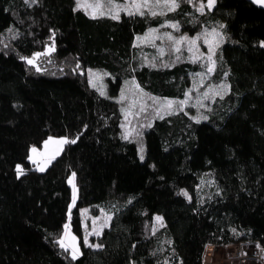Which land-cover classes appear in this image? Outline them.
I'll return each mask as SVG.
<instances>
[{
  "label": "trees",
  "instance_id": "1",
  "mask_svg": "<svg viewBox=\"0 0 264 264\" xmlns=\"http://www.w3.org/2000/svg\"><path fill=\"white\" fill-rule=\"evenodd\" d=\"M198 1L206 2L113 19L93 18L76 0H0V264H201L208 244L264 247V5L217 0L201 12ZM164 21L190 35L220 30L210 77L226 78L229 91L205 119L183 108L156 116L141 159L122 133L123 79L177 99L204 68L170 47L143 55L154 48L137 45V35ZM48 48V57L27 62ZM88 66L109 73L106 94L89 83ZM48 135L75 143L41 171L29 148ZM71 173L78 197L69 211ZM83 206L113 214L87 244ZM68 218L81 249L75 259L58 243Z\"/></svg>",
  "mask_w": 264,
  "mask_h": 264
},
{
  "label": "rangeland",
  "instance_id": "2",
  "mask_svg": "<svg viewBox=\"0 0 264 264\" xmlns=\"http://www.w3.org/2000/svg\"><path fill=\"white\" fill-rule=\"evenodd\" d=\"M215 3L209 7L208 6V0L206 2H200L198 1L196 3L197 8H200L201 4L204 5L203 11L207 8L211 9ZM89 3H94L95 0H88ZM102 3H106V0H101ZM115 3L117 4H128L129 8L126 10L118 11L121 12H135V9L131 7V0H115ZM76 6H77V0H76ZM84 11H86L84 8H82ZM147 10L149 13H152V11H155L156 13H163L166 11H169L168 8L164 5H156L155 0H152V2L149 5V8L147 9H141V11ZM99 11H103L104 15H112L111 12H109L108 7H104L102 9L96 10V12H93L92 8L87 9V13L90 16H97L99 15ZM136 13V12H135ZM178 25V29L176 30L169 25ZM215 29L217 33H219L218 36H206V33H211L212 30ZM155 30V31H152ZM166 34H170L173 39H169ZM181 36L187 37L188 40L196 39V43L194 46L190 45L188 43V40L183 41L180 44H176L175 41L180 38ZM223 41V34L220 32L219 29L215 27H203L201 30H199L196 34L190 35L187 33H183L180 31L179 24L176 21H164L163 25L159 27H151L147 29L142 35H137L135 43L137 45H148V47L154 48V52H151L150 49H145L143 51V55H150V57L154 58V56H163L164 53L167 51V49L170 47L173 51H177V48H179V51H186L187 54L192 59L200 60L204 64V68L199 70L198 72L192 73V84L188 88V97L185 96L182 98H172L169 96L162 97L159 95H153L149 92L143 90L140 85L138 84L137 80H135L134 77L132 78H125L123 79L122 86L119 90V94L116 97L119 103L122 105V133L123 136H127L128 139L132 140L136 147H137V154L138 157L143 159L145 158V149L146 146L144 144V131L146 128H148L154 118L159 115L167 114L169 111H177L179 108L186 109L187 111H192V115L196 120L205 119V117L208 116L207 110L211 108V105L216 97H222L225 95L228 91V80L226 78L221 79L220 82H213L211 80V74L212 72H208L207 66L209 64L207 60V56L209 54L212 55V59L214 61L215 58V51L219 47L220 43ZM209 42L212 45V52L209 50ZM192 48V51H189V48ZM177 51V52H179ZM49 52V48L43 51V53ZM42 52H40V56L36 57L34 59V62L41 61L43 59ZM37 54V53H36ZM33 55V57L36 56ZM30 58V59H32ZM214 70V65H213ZM86 72L88 74L89 81L92 80L91 85H95V87L99 93L101 87L103 88L104 93L106 94V82L105 77L109 75V73L101 68L88 66L86 69ZM133 81L135 83H133ZM205 93H207V96H205ZM123 97V98H122ZM151 98H156V102L154 103ZM171 100L176 103L173 104L171 109L167 108H161L160 103L162 101ZM183 105H181L180 101H185ZM143 108V110H141ZM157 109L160 110V113L158 115ZM67 139L66 136L58 135H48L47 138L44 139L41 146H32L29 148V157L31 156L32 159L30 160L34 163V166L36 169L40 170L41 168L45 169L48 164L53 159V156H57L56 153H60L62 147L66 144H59L55 143V141H60ZM47 142V143H46ZM35 148L36 152L33 153L32 149ZM142 159V158H141ZM20 165V164H19ZM21 166V165H20ZM22 169V166H21ZM74 173H71L68 177V183L71 186V200L69 205H73L78 197V187L75 183V175ZM71 180V183L69 182ZM75 189V200L73 201V192ZM80 214L83 217L82 225L85 227V237L87 241L89 242L90 238L92 236H95L97 233H99L106 225L109 223V220L112 217V213L108 212V210L101 209L98 214L91 215L88 206H83L80 210ZM156 217L162 218L161 213H156L154 217V228L158 229L163 225V220L161 219L160 222H157ZM68 225V228L65 229V225ZM64 229L62 232V235L59 237V241L63 239L65 245L68 247L70 254L73 256V251L75 250V256H78L81 253V249L79 247L78 238L75 235V233L72 231L69 223V218L63 225ZM72 237H75V240L72 239Z\"/></svg>",
  "mask_w": 264,
  "mask_h": 264
},
{
  "label": "snow or ice",
  "instance_id": "3",
  "mask_svg": "<svg viewBox=\"0 0 264 264\" xmlns=\"http://www.w3.org/2000/svg\"><path fill=\"white\" fill-rule=\"evenodd\" d=\"M25 2L27 3L28 0H25ZM31 2L32 3H36V0H31ZM151 2H152V0H131V7L133 9H135V12L136 13H139V14L143 15L144 12L141 11V9H147V8H149V5H150ZM258 2L264 3V0H258ZM214 3H215V0H208V6L209 7H211ZM155 4L156 5H161L162 4V5L166 6L169 11H173L176 8L179 7V4L177 3V0H155ZM104 7H108L109 12L112 13V18L113 19H117L118 18V11H122V10L128 9L129 8V5L128 4H117V3H115V0H106V3H102L101 0H95L94 3H89L88 0H77V8L78 9L79 8H84L86 10V12H87V9L88 8H92L93 9V12H96V10L102 9ZM203 8H204V5L201 4L200 8H198L197 11H201L202 12L203 11ZM128 14L129 15H132L134 13L132 11H129ZM151 14L152 15H157V13L155 11H152ZM160 14H163V13H160ZM99 15H104V12L103 11H99ZM93 18H95V16ZM169 26L172 27V28H174V29H176V30H179L178 29V25L173 24V25H169ZM152 31H155V30H152ZM166 35L168 36L169 39H173V37L170 34H166ZM218 35H219V33H217L215 31V29H213L211 33H206V36H218ZM185 40H188V38L181 36L180 38H178L175 41V43L176 44H180V43H182ZM188 43L190 45L194 46L195 43H196V39L188 40ZM209 50H210V52H212V50H213L212 49V45H211L210 42H209ZM49 51H51V49H49ZM177 51H179V48H177ZM189 51H192V48L191 47L189 48ZM46 54H48V52L43 53V55H46ZM40 55H42V54L37 53L35 57H33L32 59H28L27 62L29 64H33L34 63V59L36 57L40 56ZM207 60L209 62L208 66H207V70H208V72H212L213 71L214 61L212 59V55L211 54H209L207 56ZM77 68H79V65H77ZM37 71H39V68H37ZM89 83L90 84L92 83V80L91 79H90ZM133 83H135V82L133 81ZM93 86H95V85H93ZM100 92H101V95H104L105 94L102 87L100 89ZM205 96H207V93H205ZM185 97L186 98L188 97V93H185ZM150 99H152L154 103L156 102V98H151L150 97ZM174 103H176V102L171 101V100L162 101L160 103V107L161 108L171 109ZM178 103H180L181 105H183L184 103H186V100L185 101H180ZM141 110H143V108ZM157 113L159 115V113H160V110L159 109H157ZM160 118H163V116L161 115ZM125 138H127V136H125ZM55 143H59V144L75 143V140L68 141L66 139H63V140H60V141H55ZM32 152L35 153L36 152V149L33 148L32 149ZM56 154L58 155V153H56ZM52 158L54 159L55 156H53ZM141 158L143 159V157H141ZM29 159L31 160L32 157L30 156ZM40 170L43 171L44 169L41 168ZM17 174H18V176L19 175H23V171H22L20 165H17ZM74 175L75 174H73V176ZM69 182L71 183V180ZM184 195L187 196V193H184ZM74 200H75V189H74V192H73V201ZM72 207H73V205H69V211H71V208ZM161 219L162 218H160V217H156L157 222H160ZM67 228H68V225L66 224L65 225V229H67ZM98 234L99 233H97V235ZM72 239L75 240V237H72ZM58 243L60 244V246L62 248L65 249V251L68 250V247L65 245L63 239H61L60 241H58ZM85 244H87V239H85ZM72 258L75 259V250L73 251V257Z\"/></svg>",
  "mask_w": 264,
  "mask_h": 264
},
{
  "label": "built area",
  "instance_id": "4",
  "mask_svg": "<svg viewBox=\"0 0 264 264\" xmlns=\"http://www.w3.org/2000/svg\"><path fill=\"white\" fill-rule=\"evenodd\" d=\"M202 254L201 264H264V247L241 240L227 245L208 244Z\"/></svg>",
  "mask_w": 264,
  "mask_h": 264
},
{
  "label": "crops",
  "instance_id": "5",
  "mask_svg": "<svg viewBox=\"0 0 264 264\" xmlns=\"http://www.w3.org/2000/svg\"><path fill=\"white\" fill-rule=\"evenodd\" d=\"M257 5H260V6H262V5H264V3H260V2H258V0H253Z\"/></svg>",
  "mask_w": 264,
  "mask_h": 264
}]
</instances>
